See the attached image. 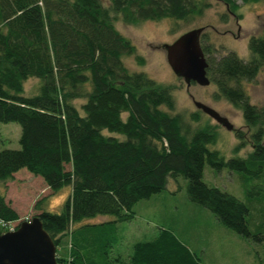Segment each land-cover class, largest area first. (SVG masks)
Wrapping results in <instances>:
<instances>
[{
    "label": "trees",
    "instance_id": "1",
    "mask_svg": "<svg viewBox=\"0 0 264 264\" xmlns=\"http://www.w3.org/2000/svg\"><path fill=\"white\" fill-rule=\"evenodd\" d=\"M216 1L235 14V0ZM107 2L104 8L100 0H0V123H15L20 130L18 149L0 150V183L25 169L52 194L69 188L59 212H46L42 201L33 207L55 246L56 264H199L167 230L134 243L124 260L112 258L110 240L88 229L96 225L73 229L82 219L99 215L110 216L111 223L127 222L137 202L179 177L191 203L240 238L263 242L264 226L255 234L248 229L245 204L207 186L202 172L206 163L217 172L264 180V104H251L244 88L257 75L264 77V30L247 40L248 61L233 52L213 57V49L199 39L215 98L240 110L247 130L255 129L246 157L225 160L207 149L212 133L189 131L171 114L167 87L142 72L128 71L123 58L134 55L135 47L116 31L111 17L117 15L125 24L188 21L202 15L207 0ZM28 79L41 81L36 95H24ZM233 132L239 140L237 153L243 149V135ZM17 220L0 192V235L3 224ZM65 238L64 258L57 248Z\"/></svg>",
    "mask_w": 264,
    "mask_h": 264
},
{
    "label": "rangeland",
    "instance_id": "2",
    "mask_svg": "<svg viewBox=\"0 0 264 264\" xmlns=\"http://www.w3.org/2000/svg\"><path fill=\"white\" fill-rule=\"evenodd\" d=\"M100 2L107 8V0ZM207 3L209 7L200 17L188 21L161 19L125 24L119 16L111 14V17L116 31L135 47L134 55L123 58L124 65L128 71L142 72L159 87L169 89L167 91L173 101L171 114L179 117L181 126L189 131L203 130L212 133L213 141L207 149L217 151L225 160L246 157L251 145L250 135L255 129L247 130L240 110L222 98H215L216 87L213 83L205 87L191 84L186 88L182 80L175 77L169 69L162 46L171 44L190 30L203 28L202 44L213 49V57L233 52L241 60L248 61L250 56L247 40L251 36H259L264 30V1L242 4L240 0H235L234 15L228 14L219 1L207 0ZM222 17L225 19L222 20ZM40 84L38 79L26 80L23 84L24 95H36ZM244 88L251 104H264L262 73ZM193 102L212 109L225 118L233 130L240 131L243 135V149L235 153L239 140L234 132L217 125L197 110ZM194 116L197 120H194ZM19 133L17 124L0 123V150L18 149ZM202 181L245 204L248 208L246 221L249 231L252 234L261 231L264 226V180H255L250 174L225 169L217 172L204 163ZM185 187L186 182L180 177L175 181L169 180L165 190L137 202L132 209L133 219L127 222L111 223L110 216L99 215L82 219L73 229L96 225L87 228L101 233L103 241L110 240L112 258L119 255L126 260L134 243L150 241L163 229L171 232L193 253L199 264H264V241L257 243L243 239L224 228L208 210L188 200ZM0 192L4 193L5 202L18 216L17 221L2 225L6 232L14 229L21 221L33 218L37 214L33 207L38 201H42L46 212H59L60 206L68 197L69 188L63 187L52 194L39 177L20 169L10 181L0 183ZM67 242L66 238L61 240L57 248L58 256L65 258Z\"/></svg>",
    "mask_w": 264,
    "mask_h": 264
},
{
    "label": "water",
    "instance_id": "3",
    "mask_svg": "<svg viewBox=\"0 0 264 264\" xmlns=\"http://www.w3.org/2000/svg\"><path fill=\"white\" fill-rule=\"evenodd\" d=\"M203 28L190 30L171 44H164L166 63L173 75L182 80L185 87L195 84L205 87L207 63L201 51L199 37ZM193 106L227 131L232 125L212 109L198 102ZM55 246L37 217L22 221L13 231L0 235V264H56Z\"/></svg>",
    "mask_w": 264,
    "mask_h": 264
},
{
    "label": "built area",
    "instance_id": "4",
    "mask_svg": "<svg viewBox=\"0 0 264 264\" xmlns=\"http://www.w3.org/2000/svg\"><path fill=\"white\" fill-rule=\"evenodd\" d=\"M13 230V229H12ZM12 230H8V231H12Z\"/></svg>",
    "mask_w": 264,
    "mask_h": 264
},
{
    "label": "flooded vegetation",
    "instance_id": "5",
    "mask_svg": "<svg viewBox=\"0 0 264 264\" xmlns=\"http://www.w3.org/2000/svg\"><path fill=\"white\" fill-rule=\"evenodd\" d=\"M201 36V35H200ZM199 39H200V37H199ZM233 131V130H232Z\"/></svg>",
    "mask_w": 264,
    "mask_h": 264
},
{
    "label": "crops",
    "instance_id": "6",
    "mask_svg": "<svg viewBox=\"0 0 264 264\" xmlns=\"http://www.w3.org/2000/svg\"><path fill=\"white\" fill-rule=\"evenodd\" d=\"M128 258V257H127ZM127 258H126V260H127Z\"/></svg>",
    "mask_w": 264,
    "mask_h": 264
}]
</instances>
